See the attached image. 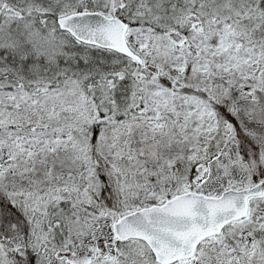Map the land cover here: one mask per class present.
I'll return each mask as SVG.
<instances>
[{
    "label": "snow or ice",
    "instance_id": "obj_1",
    "mask_svg": "<svg viewBox=\"0 0 264 264\" xmlns=\"http://www.w3.org/2000/svg\"><path fill=\"white\" fill-rule=\"evenodd\" d=\"M0 264H264V0H0Z\"/></svg>",
    "mask_w": 264,
    "mask_h": 264
}]
</instances>
